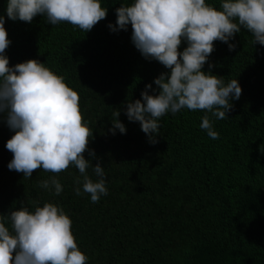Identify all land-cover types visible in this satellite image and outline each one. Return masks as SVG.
Masks as SVG:
<instances>
[{
	"label": "trees",
	"instance_id": "trees-1",
	"mask_svg": "<svg viewBox=\"0 0 264 264\" xmlns=\"http://www.w3.org/2000/svg\"><path fill=\"white\" fill-rule=\"evenodd\" d=\"M219 8L220 0H206ZM131 0H101L104 19L86 32L67 21L57 25L37 15L31 23L5 16L11 41L9 65L37 59L77 92L89 127L85 159L105 168L108 194L98 202L77 195L73 165L59 173L36 169L32 176L9 170L5 143L13 133L0 118V215L21 204L51 202L72 220L76 243L87 264H264V46L243 28L228 45L214 41L204 71L225 83L238 79L242 94L225 119L211 117L219 138L200 127L206 110L182 109L160 119L157 142L139 122H130L126 102L141 99L145 86L168 71L145 59L131 42L132 28L112 32L115 9ZM6 0H0V14ZM182 42L178 50H183ZM126 134L113 135V113ZM262 150V151H261ZM88 175L98 179L90 166ZM55 175L59 195L41 187Z\"/></svg>",
	"mask_w": 264,
	"mask_h": 264
},
{
	"label": "clouds",
	"instance_id": "clouds-1",
	"mask_svg": "<svg viewBox=\"0 0 264 264\" xmlns=\"http://www.w3.org/2000/svg\"><path fill=\"white\" fill-rule=\"evenodd\" d=\"M108 9L101 0H6L0 14V118L13 133L5 147L13 155L9 170L31 177L40 168L59 173L73 165L81 174L74 180L77 195L90 194L98 202L108 194L105 168L85 159L95 156L87 148L89 127L79 109V96L62 76L37 59L9 65L5 50L10 45L5 16L13 21L31 23L37 15L57 25L67 21L90 31L104 19ZM115 24L110 31H127L131 25V42L147 60H155L168 71L145 86L141 99L126 102L125 115L140 128L152 144L157 142L160 119L182 109L206 110L200 127L212 139H218L210 119H225L233 101L242 94L238 79L225 83L210 70L204 71L214 51V41L236 48L234 40L241 29L253 36V43L264 46V0H220L219 8L206 0H131L115 9ZM185 43L183 50H178ZM115 135L126 134V126L113 113ZM262 151V150H261ZM264 152V151H262ZM92 167L95 181L88 175ZM54 195L63 191L53 175L40 182ZM72 220L62 207L46 202L34 211L21 204L0 215V264H87L88 257L78 247L71 230Z\"/></svg>",
	"mask_w": 264,
	"mask_h": 264
}]
</instances>
